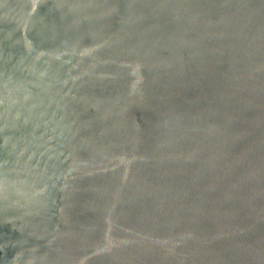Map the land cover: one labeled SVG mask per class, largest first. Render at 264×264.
Masks as SVG:
<instances>
[{
    "label": "water",
    "instance_id": "obj_1",
    "mask_svg": "<svg viewBox=\"0 0 264 264\" xmlns=\"http://www.w3.org/2000/svg\"><path fill=\"white\" fill-rule=\"evenodd\" d=\"M0 264H264V0H0Z\"/></svg>",
    "mask_w": 264,
    "mask_h": 264
}]
</instances>
